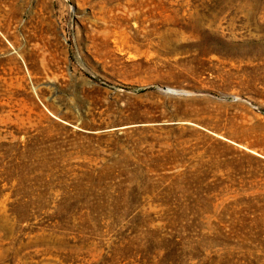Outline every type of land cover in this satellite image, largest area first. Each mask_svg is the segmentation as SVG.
Here are the masks:
<instances>
[{
    "label": "rangeland",
    "instance_id": "374dc122",
    "mask_svg": "<svg viewBox=\"0 0 264 264\" xmlns=\"http://www.w3.org/2000/svg\"><path fill=\"white\" fill-rule=\"evenodd\" d=\"M0 264H264V0H0Z\"/></svg>",
    "mask_w": 264,
    "mask_h": 264
},
{
    "label": "water",
    "instance_id": "95a60500",
    "mask_svg": "<svg viewBox=\"0 0 264 264\" xmlns=\"http://www.w3.org/2000/svg\"><path fill=\"white\" fill-rule=\"evenodd\" d=\"M165 90H166V91H169V92L177 93V91H174V90H172V89H170V88H167V87H165Z\"/></svg>",
    "mask_w": 264,
    "mask_h": 264
},
{
    "label": "bare ground",
    "instance_id": "6f19581e",
    "mask_svg": "<svg viewBox=\"0 0 264 264\" xmlns=\"http://www.w3.org/2000/svg\"><path fill=\"white\" fill-rule=\"evenodd\" d=\"M170 89H172V88H170ZM172 90H174V89H172ZM174 91H176V90H174ZM178 92V91H177Z\"/></svg>",
    "mask_w": 264,
    "mask_h": 264
}]
</instances>
